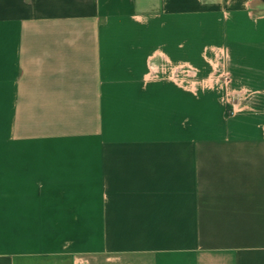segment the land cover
Segmentation results:
<instances>
[{
  "label": "crops",
  "instance_id": "1",
  "mask_svg": "<svg viewBox=\"0 0 264 264\" xmlns=\"http://www.w3.org/2000/svg\"><path fill=\"white\" fill-rule=\"evenodd\" d=\"M0 264H264V0H0Z\"/></svg>",
  "mask_w": 264,
  "mask_h": 264
},
{
  "label": "built area",
  "instance_id": "2",
  "mask_svg": "<svg viewBox=\"0 0 264 264\" xmlns=\"http://www.w3.org/2000/svg\"><path fill=\"white\" fill-rule=\"evenodd\" d=\"M223 79H224L223 82H228V81H229V80H228V75H225V76L223 77ZM225 103H227V104L229 103L228 97L225 98Z\"/></svg>",
  "mask_w": 264,
  "mask_h": 264
}]
</instances>
